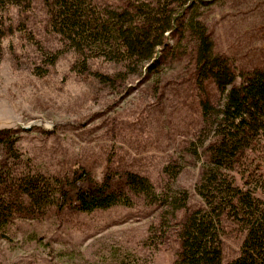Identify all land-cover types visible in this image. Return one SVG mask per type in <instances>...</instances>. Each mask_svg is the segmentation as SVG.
<instances>
[{
    "label": "rangeland",
    "instance_id": "obj_1",
    "mask_svg": "<svg viewBox=\"0 0 264 264\" xmlns=\"http://www.w3.org/2000/svg\"><path fill=\"white\" fill-rule=\"evenodd\" d=\"M128 1L150 0H96L112 7ZM172 6L182 20L158 48L159 63L113 84L96 72L114 74L116 64L96 59L88 71L73 69L75 56L50 31L40 0L28 11L11 10L17 29L1 40L0 130L7 132L0 141V163L60 177L82 168L98 179L106 171L129 170L149 177L157 189L162 168L171 164L178 170L174 186L189 193L188 208L202 206L194 190L202 159L193 148L200 151L209 135L198 102L202 96L215 103L222 97L211 84L203 95L196 87L197 41L186 22L204 25L213 53L227 57L237 71L264 69V0H185ZM53 54L57 58L50 64ZM259 156V169L249 180L264 197V139ZM161 211L135 199L132 206L89 213L52 208L13 218L0 230V264H173L179 243L170 216L168 232L147 240ZM183 214L177 212V220ZM224 227L222 252L228 261L237 255L242 234L230 224Z\"/></svg>",
    "mask_w": 264,
    "mask_h": 264
},
{
    "label": "trees",
    "instance_id": "obj_2",
    "mask_svg": "<svg viewBox=\"0 0 264 264\" xmlns=\"http://www.w3.org/2000/svg\"><path fill=\"white\" fill-rule=\"evenodd\" d=\"M34 1L0 0V56L1 40L17 29L10 11H28ZM174 1L185 2L128 1L122 7H112L96 0H40L50 31L75 56V71H88L89 63L96 59L118 66L114 74L96 72L108 84L159 63L160 55L155 56L158 48H163L165 37L177 30L182 20L172 6ZM186 24L197 41L196 87L203 95L211 84L222 97L218 103L208 96L198 102L209 135L199 144L200 151L193 148L202 159L194 186L202 206L188 208L189 193L174 186L178 170L171 164L162 168L164 177L157 189L149 177L129 170L106 171L98 179L82 168L71 177H60L0 163V230H6L13 218L42 215L52 208L89 213L116 205L132 206L139 199L162 209L158 224L148 228L149 243L165 235L168 216L173 219L179 243L173 264H264V197L249 180L251 171L259 169L264 139V69L237 71L227 57L213 53L204 25L195 19ZM49 57L51 64L57 54ZM4 132L7 130H0V141ZM7 146L11 158L16 159L14 141L9 139ZM260 187L264 189V184ZM180 210L184 214L177 220ZM226 224L242 234L237 255L228 261L223 260L222 252Z\"/></svg>",
    "mask_w": 264,
    "mask_h": 264
}]
</instances>
